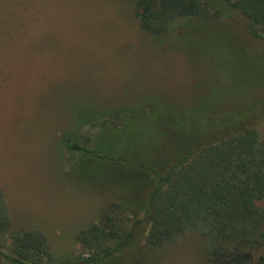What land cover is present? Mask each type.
<instances>
[{
  "label": "rangeland",
  "instance_id": "1",
  "mask_svg": "<svg viewBox=\"0 0 264 264\" xmlns=\"http://www.w3.org/2000/svg\"><path fill=\"white\" fill-rule=\"evenodd\" d=\"M142 1L0 0V248L28 230L56 260L81 256L76 235L112 203L125 227L133 210L141 218L150 170L185 158L203 132L247 125L264 137V39L244 16L197 0L208 13L151 34ZM147 229L94 264H205L198 231L151 248Z\"/></svg>",
  "mask_w": 264,
  "mask_h": 264
},
{
  "label": "trees",
  "instance_id": "2",
  "mask_svg": "<svg viewBox=\"0 0 264 264\" xmlns=\"http://www.w3.org/2000/svg\"><path fill=\"white\" fill-rule=\"evenodd\" d=\"M226 1L247 20L246 31L264 39V0ZM140 5V25L151 34L166 32L177 16L208 13L197 0H143ZM197 128H203L202 123L197 122ZM204 133L196 139L195 150L164 173L150 170L153 178L141 218L133 210L125 227L122 206L112 203L97 222L76 235L83 255L56 260L46 252L42 233L21 230L10 237L8 247L0 248L1 257L10 264H94L125 252L136 239L134 228L146 223L148 247H162L195 230L204 238L205 264H264V137L247 125L231 126L208 141ZM62 143L93 155L67 135Z\"/></svg>",
  "mask_w": 264,
  "mask_h": 264
}]
</instances>
